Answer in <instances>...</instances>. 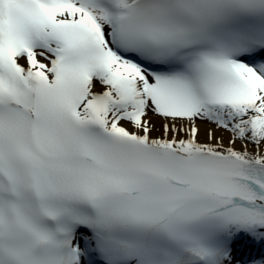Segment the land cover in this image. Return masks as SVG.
<instances>
[{
    "label": "snow or ice",
    "instance_id": "obj_1",
    "mask_svg": "<svg viewBox=\"0 0 264 264\" xmlns=\"http://www.w3.org/2000/svg\"><path fill=\"white\" fill-rule=\"evenodd\" d=\"M0 264H264V0H0Z\"/></svg>",
    "mask_w": 264,
    "mask_h": 264
}]
</instances>
